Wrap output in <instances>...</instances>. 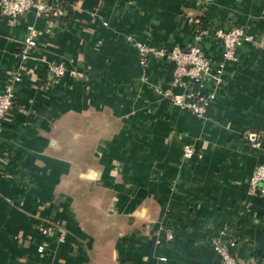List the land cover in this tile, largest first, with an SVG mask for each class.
Masks as SVG:
<instances>
[{
  "label": "crops",
  "instance_id": "crops-1",
  "mask_svg": "<svg viewBox=\"0 0 264 264\" xmlns=\"http://www.w3.org/2000/svg\"><path fill=\"white\" fill-rule=\"evenodd\" d=\"M40 1L62 14L0 13V264H222L213 240L264 264V0ZM233 28L249 40L226 60ZM138 43L197 46L221 80L176 86ZM171 93L212 97L198 117Z\"/></svg>",
  "mask_w": 264,
  "mask_h": 264
},
{
  "label": "built area",
  "instance_id": "built-area-1",
  "mask_svg": "<svg viewBox=\"0 0 264 264\" xmlns=\"http://www.w3.org/2000/svg\"><path fill=\"white\" fill-rule=\"evenodd\" d=\"M29 10H35L38 16H44L52 21H54L56 16L61 15L63 11L58 6L40 0H0V13L13 21H16L21 14ZM38 36L39 32L35 28L27 30L23 39V47L20 51L22 58L28 57L37 44ZM216 36L223 44V56L226 60L233 58L236 48L244 41L249 40V37L240 28H233L228 31L219 30L216 32ZM138 48L144 58L153 55L172 61L174 63L173 84L176 86H184L186 79L203 82L207 76L221 80L223 65L219 64V66L214 68L210 60L197 46L164 49L138 43ZM49 66L56 79L64 76L68 70L64 62ZM15 78H19V72L16 73ZM210 97L212 95L203 94L190 98L183 93H171L169 96L174 105L184 107L198 117L205 116ZM14 102L15 89L12 85H9L0 93V133L4 126V119L13 111ZM184 151L186 156H190L194 153V148L186 145ZM252 183L254 185L262 184L260 190L264 193V161L257 166L252 177ZM43 231L49 232L48 229H43ZM169 237L171 238L172 236L169 235ZM231 244L230 241L223 243L213 240L214 249L220 255L222 264H238L232 252Z\"/></svg>",
  "mask_w": 264,
  "mask_h": 264
},
{
  "label": "trees",
  "instance_id": "trees-1",
  "mask_svg": "<svg viewBox=\"0 0 264 264\" xmlns=\"http://www.w3.org/2000/svg\"><path fill=\"white\" fill-rule=\"evenodd\" d=\"M59 16V15H58Z\"/></svg>",
  "mask_w": 264,
  "mask_h": 264
}]
</instances>
